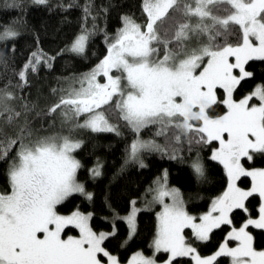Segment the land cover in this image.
<instances>
[{
  "label": "snow or ice",
  "instance_id": "6c2138e0",
  "mask_svg": "<svg viewBox=\"0 0 264 264\" xmlns=\"http://www.w3.org/2000/svg\"><path fill=\"white\" fill-rule=\"evenodd\" d=\"M31 3L48 5L49 0ZM141 8L146 14L145 23L123 15L122 27L116 34L111 38L105 34V40L110 41L107 55L90 72L74 77L72 85L60 90L66 95H61L59 103L47 110L48 115L60 110L61 124L68 128L66 135H40L28 118L33 108L21 103L17 110L14 101L20 97L9 90L11 84L0 88V160L15 150L7 170L11 190L0 192V264H102L101 255L107 258V264H119L117 257L102 246L114 232H94L89 226L91 213L74 211L64 216L55 210L74 193L92 199V193L77 181L81 163L73 152L82 147L83 140L76 139L74 132L87 129L120 135L105 106L137 134L148 125L159 124L158 136L174 128L180 133L174 137L177 141L182 134L190 136L189 143L193 135L199 136L196 143L218 141L219 148L211 159L223 165L228 178L227 188L211 201L209 210L198 218L199 223L185 210L178 189L168 187L167 172L158 178L151 189L153 202L161 205L153 256L137 252L128 264H156L155 253L161 251L169 254L165 264L184 256H191L195 264H214L222 256L229 257L230 264H264V250L253 247V237L246 230L250 225L264 229V169L249 171L240 162L242 157L251 160L250 152L264 153V86L257 85L238 102L232 99L233 90L252 76L244 65L252 59H264V0H142ZM83 13L86 22L92 15L91 0H86ZM237 30L242 34V43L233 45L229 39ZM95 31L103 30L93 26L90 31L86 23L82 24L81 31L61 52L83 55ZM18 35L15 26L7 25L0 31V41H10ZM193 41L195 46H191ZM229 57H235L236 62L230 63ZM42 63L51 66L42 51H34L17 73L23 83L14 87L27 84L28 72H36ZM234 69H239V76L233 75ZM113 70L121 75L113 76ZM100 76L106 79L105 83L98 81ZM217 86L227 93L223 101L227 112L213 118L208 113L217 103ZM253 98L259 104L249 106ZM82 115L85 119L80 123L78 118ZM143 150L166 151L154 141L137 136L126 152V163L144 167L140 159ZM191 167L198 178L204 176L198 157ZM101 168L98 161L89 170L93 178L102 175ZM241 177H251L250 190L237 187L236 181ZM254 193L261 199L258 218H248L241 227H232L214 254H196L183 230L191 228L197 240L208 241L214 229L232 224L229 214L234 209L248 211L245 201ZM131 204L129 214L121 218L130 235L136 231L139 211L136 201ZM68 226L79 229L78 238H61ZM38 234H43V238ZM227 240L238 243L228 247Z\"/></svg>",
  "mask_w": 264,
  "mask_h": 264
},
{
  "label": "trees",
  "instance_id": "16d2710c",
  "mask_svg": "<svg viewBox=\"0 0 264 264\" xmlns=\"http://www.w3.org/2000/svg\"><path fill=\"white\" fill-rule=\"evenodd\" d=\"M18 3L21 7H8L6 5ZM86 0H49L48 5H36L31 0H0V31L4 26L13 25L19 35L10 41H0V88L11 84L9 90L20 97L14 101L17 110L20 104H27L33 110L28 113L31 126L39 131H49L58 128L56 113L47 114L57 97L54 87L58 79H64L91 70L97 62L107 55L105 34L109 38L114 36L122 26L121 17L131 16L139 24H144L146 14L142 12V0H91L92 15L84 20L83 7ZM72 7H68V5ZM59 5H63L61 8ZM51 9V10H50ZM103 9H108L106 12ZM96 19L93 20L92 17ZM90 31L93 26L103 31H95L90 36L83 55L61 52L72 39L81 31V25L85 24ZM242 34L237 30L229 39L232 44L241 41ZM42 51L49 58L50 67L40 64L36 72L29 71L28 83L23 87L16 88V84L23 83L17 73L28 62L34 51ZM162 55V52L160 53ZM5 62L7 67H5ZM248 72L252 73L234 89V98H240L250 93L256 85L264 86V59H252L245 64ZM55 90V91H53ZM116 97H114V100ZM34 105V107H33ZM225 109L224 104L217 103L209 110L211 115L219 114ZM106 114L112 124H115L120 135L114 132L93 133L91 131L77 132L83 140L80 149L74 151L75 156L81 163L77 170V179L81 181L85 190L92 193V199L79 193H74L61 204L56 206L60 213L72 211H84L91 213L89 225L95 232L113 233L104 242L103 247L118 261L125 262L132 253L141 252L152 255L153 237L156 230V210L158 205L142 207L136 214V231L129 234L125 220L121 219L128 211L133 198L136 200L153 188L154 181L162 172H167L168 184L175 186L181 192L186 211L198 218L207 210L211 200L220 195L227 184V175L223 166L216 160L211 159V151L216 141L209 143H196L198 135L191 137L182 134L179 141L175 135L179 130L170 128L164 135H156L160 129L159 124L148 125L140 130L139 136L153 139L166 151L143 150L140 159L144 167L138 163H126V152L131 145L132 139L137 135L126 122L118 118L115 111L105 106ZM37 112L43 113L36 115ZM197 125V121H193ZM11 131V130H9ZM18 146V145H17ZM17 146H14L17 147ZM175 156V159L171 158ZM15 150L5 160H0V188L9 190L7 170ZM199 158L204 166V176L198 178L191 165ZM252 159L242 158V161L250 166H264V153L252 154ZM102 165V175L93 178L90 169L97 163ZM243 187L250 184L249 177H241L238 180ZM148 199L149 197L146 196ZM146 198V199H147ZM139 201V199L137 200ZM260 198L257 193L245 201L248 209H234L230 213L232 224L222 225L214 229L208 241L197 240L189 228L184 229V236L200 255H206L214 251L221 243L231 227H238L250 215L258 214ZM253 237V247L264 249V229L254 226L248 227ZM65 234L76 235L74 226L65 228ZM167 253L161 251L155 253L157 260H163ZM101 259L105 260L106 257ZM230 258L218 257L214 264H229ZM172 264H193L189 256L176 257Z\"/></svg>",
  "mask_w": 264,
  "mask_h": 264
},
{
  "label": "rangeland",
  "instance_id": "374dc122",
  "mask_svg": "<svg viewBox=\"0 0 264 264\" xmlns=\"http://www.w3.org/2000/svg\"><path fill=\"white\" fill-rule=\"evenodd\" d=\"M122 27V26H121ZM120 27V28H121ZM252 42L255 44L256 43V41H255V39L254 38H252ZM239 43H242V39H241V41L239 42ZM233 45H236V44H233ZM191 46H195V42L193 41L192 42V45ZM162 55H163V53H162ZM100 62V61H99ZM99 62H97L96 64H95V66L99 63ZM229 62L230 63H235L236 61H235V57H229ZM204 63L206 64L207 63V60L205 59V61H204ZM94 66V67H95ZM94 67H92L91 68V70L94 68ZM244 68H245V65H244ZM91 70H89V71H87V72H83V73H79V74H75V75H70L71 77H68V78H64V79H58V82L56 83V85L54 86L55 88H56V90H57V97L54 99V101H53V103H52V106L53 105H55V104H57V103H59V100H60V97H61V95H66V92H64V93H62L60 90L61 89H67L70 85H72V83H73V78L74 77H79L81 74H84V73H88V72H90ZM200 70H202V68L201 69H199L198 71H197V74H198V72L200 71ZM245 71H247L246 70V68H245ZM248 72V71H247ZM113 76H120L121 75V73L119 72V71H116V70H113L112 71V73H111ZM239 74H240V72H239V69H234L233 70V75H236V76H239ZM97 79H98V81L100 82V83H105L106 82V79L105 78H103L102 76H100V77H97ZM76 87H78V85H75ZM257 86V85H256ZM256 86L254 87V89L256 88ZM253 89V90H254ZM252 90V91H253ZM214 91H215V95H216V99L218 100V101H220L221 103H223V101L227 98V93L225 92V90L223 89V88H221V87H219V86H217L215 89H214ZM234 91V90H233ZM251 91V92H252ZM250 92V93H251ZM250 93H247L246 95H244V96H242V97H240V98H234V96H233V92H232V99L234 100V101H236V102H238L239 100H241V99H243L245 96H248ZM179 99L180 98H177V102H179ZM224 104V103H223ZM254 104H259V100L258 99H256V98H253L252 100H250L249 101V106H251V105H254ZM224 107H225V109H224V111L223 112H221V113H219V114H213V115H211L210 113H208L211 117H213V118H215V117H217V116H221V115H224L226 112H227V106L224 104ZM56 118H58V128L57 129H52V130H49V131H39V134L40 135H52V134H57V133H59V134H64V135H66L67 133H68V128L66 127V126H62V124H61V117H60V110H57V112H56ZM79 119V122L80 123H82L83 122V120L85 119V116H81L80 118H78ZM197 126H199V122L197 123ZM86 131H90V130H87V129H83V130H78V131H76V132H74L75 134L77 133V132H86ZM74 134V136H75V138L76 139H80L77 135H75ZM137 136L139 137V139H141V140H144V141H154L153 139H149V138H143V137H141V136H139L138 134L132 139V141L133 140H135V139H137ZM225 139H227V134H225ZM81 140V139H80ZM132 141H131V143H132ZM155 142V141H154ZM155 144H157L158 145V143L157 142H155ZM18 147V146H17ZM217 148H219V142L218 141H216V144L213 146V148H212V151H211V156H212V154H213V151L215 150V149H217ZM250 154L252 155L253 154V152H250ZM73 155L75 156V154H74V152H73ZM76 157V156H75ZM77 158V157H76ZM242 158H244V157H242ZM242 158H241V165L246 169V170H249V171H251V170H254V169H264V166H262V167H257V166H250V165H247L246 163H244L243 161H242ZM245 158H247V157H245ZM248 159V158H247ZM219 162V161H218ZM97 164V163H96ZM95 164V165H96ZM94 165V166H95ZM222 165V164H221ZM93 166V167H94ZM223 166V165H222ZM92 167V168H93ZM224 168V167H223ZM225 171V170H224ZM166 171L165 170H162V172H161V174H160V176L158 177V178H160V179H162L163 178V176H164V173H165ZM226 173V172H225ZM158 178H156V179H158ZM250 178V184L248 185V186H245V187H243V186H241L240 184H239V182H238V180L236 181V185H237V187H239V188H241V189H243V190H250L251 189V185H252V181H251V177H249ZM77 181L79 182V183H82L81 181H79L78 179H77ZM155 181H157V180H155ZM154 181V182H155ZM83 184V183H82ZM227 184H228V178H227ZM227 184H226V187H225V189L227 188ZM167 185H168V187L169 188H175V189H178V188H176L175 186H172V185H170V184H168V182H167ZM153 188H155V183L153 184ZM153 188H149V189H147V192L145 193V194H142L141 196H140V198H138L139 199V201H137L135 198H133L132 199V201H136V204H135V207L136 208H138V209H140V208H142V207H150V206H152V205H155V204H157L158 205V208H157V210H156V227H157V213L158 212H160L161 211V205H159L158 203H154L153 202V195H154V193L151 191V189H153ZM224 189V190H225ZM11 189L9 188V190H5V189H2V188H0V192H8V191H10ZM178 191H179V189H178ZM87 192V191H86ZM179 193H180V196H181V192L179 191ZM222 194V193H221ZM258 194V193H257ZM146 196H148L149 197V199L146 197ZM219 196V195H218ZM217 197V196H216ZM147 198V199H146ZM215 198V197H214ZM213 198V199H214ZM260 198V197H259ZM212 199V200H213ZM211 200V201H212ZM131 201V202H132ZM165 202H167V203H171V200L170 199H168V198H165ZM260 204H261V199H260ZM260 204H259V206H260ZM210 206H211V202L209 203V205H208V208H207V210L206 211H204V212H202L199 216H198V218L201 216V215H203L204 213H206L208 210H209V208H210ZM131 207H132V204H130V207H129V209H128V211L123 215V217H125V216H127L128 214H129V212H130V210H131ZM56 210V209H55ZM186 210V209H185ZM258 210H259V207H258ZM77 211V210H76ZM56 212H57V214H59V215H64V216H67V215H71V213L72 212H74V211H72V212H67V213H60V212H58L57 210H56ZM79 212H81V213H83V214H85V215H87V214H89L88 212H84V211H79ZM189 214V213H188ZM189 215H191V214H189ZM230 215V214H229ZM258 215H259V212H258V214L256 215V216H248L243 222H242V224L240 225V226H238V227H236V228H239V227H241L245 222H246V220L248 219V218H253V219H255V218H258ZM191 216H193V215H191ZM194 217V216H193ZM196 218V217H195ZM196 219L195 220V222L196 223H199V219ZM90 226V225H89ZM128 226V225H127ZM77 229V228H76ZM128 229H129V227H128ZM190 230H191V232H192V229L191 228H189ZM231 229H232V227L229 229V231H231ZM249 233H250V231H249V229H246ZM228 231V232H229ZM77 234L76 235H74V234H70V233H68V234H61V238L62 239H67L68 238V236H73V237H79V229H77ZM95 232V231H94ZM228 232H227V234H228ZM97 234H99L100 232H96ZM104 233H106L105 231H104ZM193 233V232H192ZM155 234H156V230H155ZM227 234L225 235V237L223 238V240L221 241V243H224L225 241H226V238H227ZM38 235H40V237L41 238H43V234H38ZM183 235H185L184 234V230H183ZM250 235H251V233H250ZM252 236V235H251ZM185 237V236H184ZM154 238H155V235H154V237H153V240H154ZM186 240V239H185ZM220 243V244H221ZM237 241H235V240H227V245H228V247H236V245H237ZM220 244L218 245V247L214 250V251H212L211 253H209V254H206V255H200L197 251H196V254H198V255H200L201 257H206V256H209V255H212V254H214L217 250H218V248H219V246H220ZM152 245H153V241H152ZM192 246V245H191ZM193 247V246H192ZM154 249V248H153ZM256 249V248H255ZM256 250H264V249H256ZM135 253H137V252H134V253H132L131 255H130V257L125 261V262H119V264H128V261H129V259H131V257L135 254ZM141 253V252H140ZM143 254V253H142ZM145 257H151V256H153V254L152 255H145V254H143ZM168 257H169V254L167 253V257L165 258V259H163V260H157L156 258V264H165V262L166 261H168ZM191 259H192V257L191 256H189ZM192 262H193V264H195V261L192 259ZM102 264H107V258L105 259V260H102ZM229 264H230V262H229Z\"/></svg>",
  "mask_w": 264,
  "mask_h": 264
}]
</instances>
